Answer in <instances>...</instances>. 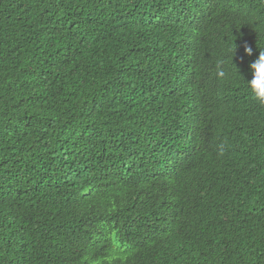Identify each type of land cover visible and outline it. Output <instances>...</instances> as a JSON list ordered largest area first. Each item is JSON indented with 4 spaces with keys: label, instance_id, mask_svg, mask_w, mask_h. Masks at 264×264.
Listing matches in <instances>:
<instances>
[{
    "label": "trees",
    "instance_id": "trees-1",
    "mask_svg": "<svg viewBox=\"0 0 264 264\" xmlns=\"http://www.w3.org/2000/svg\"><path fill=\"white\" fill-rule=\"evenodd\" d=\"M261 52L264 0H0V264H264Z\"/></svg>",
    "mask_w": 264,
    "mask_h": 264
},
{
    "label": "clouds",
    "instance_id": "clouds-1",
    "mask_svg": "<svg viewBox=\"0 0 264 264\" xmlns=\"http://www.w3.org/2000/svg\"><path fill=\"white\" fill-rule=\"evenodd\" d=\"M251 54V49H247ZM254 69V78L250 81L249 87L251 88L254 98L264 104V52L260 53L259 58L251 65ZM215 78L219 81H226L230 78V73L226 67V61L223 58H218L215 65ZM227 142H220L215 145V151L218 156H224L229 149Z\"/></svg>",
    "mask_w": 264,
    "mask_h": 264
}]
</instances>
